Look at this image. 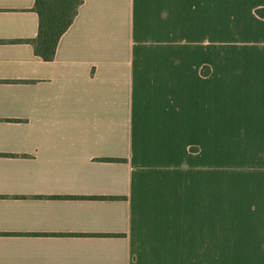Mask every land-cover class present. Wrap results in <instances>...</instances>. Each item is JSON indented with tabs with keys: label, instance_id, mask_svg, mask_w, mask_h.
I'll return each instance as SVG.
<instances>
[{
	"label": "crops",
	"instance_id": "1",
	"mask_svg": "<svg viewBox=\"0 0 264 264\" xmlns=\"http://www.w3.org/2000/svg\"><path fill=\"white\" fill-rule=\"evenodd\" d=\"M34 1L0 0V264H222L229 149L263 153L232 89L264 76L240 58L264 0L232 42L229 0H81L49 61Z\"/></svg>",
	"mask_w": 264,
	"mask_h": 264
},
{
	"label": "rangeland",
	"instance_id": "2",
	"mask_svg": "<svg viewBox=\"0 0 264 264\" xmlns=\"http://www.w3.org/2000/svg\"><path fill=\"white\" fill-rule=\"evenodd\" d=\"M240 3L229 0V34L228 39L237 38L235 28L239 18ZM252 31L244 33L245 39ZM255 35V34H254ZM264 40V32H262ZM236 49L229 47L228 64L236 60ZM244 60H260L264 57V43L260 47L244 49L240 58ZM250 62V61H249ZM230 75L234 68L229 67ZM228 71V72H229ZM264 73V66H260L259 74ZM230 80V87H233ZM235 93V107L239 116L245 119L249 106L258 109L260 146L256 156L253 153H236L237 146L229 149L225 183L227 187V231L225 253L222 264H264V76L258 75L254 80L244 79L243 86ZM234 91V92H236ZM232 92L229 94V96ZM239 94V95H238ZM249 115V113H247ZM219 257L213 255V264Z\"/></svg>",
	"mask_w": 264,
	"mask_h": 264
},
{
	"label": "trees",
	"instance_id": "3",
	"mask_svg": "<svg viewBox=\"0 0 264 264\" xmlns=\"http://www.w3.org/2000/svg\"><path fill=\"white\" fill-rule=\"evenodd\" d=\"M81 0H35L33 10L38 15V31L35 38L29 42L33 45L35 54L43 60H52L58 41L73 22ZM264 18V8L255 10Z\"/></svg>",
	"mask_w": 264,
	"mask_h": 264
}]
</instances>
